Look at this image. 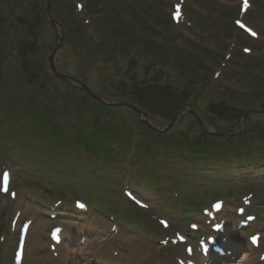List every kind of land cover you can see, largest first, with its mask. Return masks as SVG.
I'll list each match as a JSON object with an SVG mask.
<instances>
[{
  "label": "rangeland",
  "instance_id": "1",
  "mask_svg": "<svg viewBox=\"0 0 264 264\" xmlns=\"http://www.w3.org/2000/svg\"><path fill=\"white\" fill-rule=\"evenodd\" d=\"M61 1L55 0L52 11L65 31V44L56 60L60 71L82 80L97 95L105 96L108 93L109 100L136 104L151 117L157 129H164V132L152 131L162 139L160 141L158 138L156 142V135L149 139L157 149L151 151L153 159H146L150 164L157 165L154 175L160 176L161 184L156 187L152 181L156 183L157 180L152 174H146V171L145 174L141 173L140 164L133 162V153L123 146L115 149L116 146L110 141L116 137L110 136L106 126L102 129V124L105 125L102 119L96 123L88 122L93 132L106 136L101 141L92 133L90 135L88 129V138L84 140L81 138L82 130L71 128L60 117V112L75 115L78 104L73 106L74 100H78L80 106L90 100L81 90L55 78L52 73L49 59L58 39L47 18L46 0H12L7 6L10 13L0 4V72L5 60L11 61L7 75L3 71L0 73V180L3 171H10L13 192L7 195L0 193V264H16L14 258L19 226L31 219L34 222L22 264H87V258L81 253L99 248L100 244L107 247V232L115 224L120 226V236L131 240L127 245H132L126 248L130 264H156V260H163L165 255L163 249H158L161 245L154 244V238L161 239L171 232L162 227L161 219L170 221L172 232L183 231L189 219L191 222L198 221L200 216L205 217L202 209L209 207V201L217 195L235 197L239 204L241 196L249 194L250 205H257L251 211L257 215V228L263 230L261 242L264 247V159L259 160L258 153L254 151L239 160L230 153L231 150L223 159L212 156L210 164L214 166L210 167L216 169V177L220 181L225 179L221 181L225 189L221 190L223 194L219 193L216 191L219 185H216L212 189L214 196L209 197L199 166H190L193 157L186 147L191 149L193 146L197 151L199 143L207 145L220 139L244 138L247 119L249 125L257 126L260 133L264 132V0H251L257 6V11L240 16L257 33L256 37L248 36L247 30L244 32L238 26L232 27L235 12L232 13L231 9L240 15L243 0H193L192 5L202 10L203 6L208 8L210 15L202 16L203 19L195 18L193 14L196 10L192 5L188 6V0H183L184 15L179 24L173 22L169 27L172 30L169 38L165 32L166 19H172L175 10L171 0H136L144 2L146 8L131 5L134 0L127 1L126 7H130L135 15L132 18L124 16L129 26L140 24L139 15L148 11L152 14L150 21H142L145 26L141 27L140 34L161 39L166 47L169 46L173 56L186 48V53L181 54L184 55L181 59L185 64L177 69L173 86L167 84L165 64L159 61L163 50L160 52L157 46H148L147 41L137 43L126 27L116 26L107 17L111 0H87L91 13L88 14L91 37L86 45L78 42L76 29L72 28L68 17L69 7L65 5L68 13L65 12L60 7ZM154 5L157 8H153ZM77 14L81 15L82 12ZM111 36L114 41L104 47ZM85 46L91 52H87ZM241 46L251 48L252 53L238 58ZM191 60L199 69L184 68L185 65L190 66L187 64ZM211 75L216 81L209 97L202 95L200 83L211 81ZM128 90H136L137 95L144 92L145 95L143 98L125 95ZM224 100L233 106L229 107ZM71 103L72 106L69 105ZM183 109H186V114L178 117ZM193 110L202 121V129L193 116ZM112 111L110 108L104 110L108 117L113 116ZM116 115L128 121L133 117L140 119L126 109L116 110ZM64 129L67 135L71 132L82 135L79 138L88 143L81 145L80 141L68 139ZM121 131L124 135L125 130ZM164 138H167L166 143L171 148L164 143ZM242 142L245 149L258 148L256 144L259 141L252 145L248 144L250 141L247 139ZM137 145L141 146V143L137 142ZM109 146L114 148L116 166H108L106 170L102 163H94L96 172H93L92 161L85 154L78 153L80 150L93 153L101 162L104 156L111 154ZM98 148L99 153L96 152ZM129 167L130 175L124 176ZM139 168L141 171L138 174ZM108 174L116 184L109 182ZM73 176L76 182L72 180ZM67 184L80 196L92 190L98 192V197L90 196L92 209L89 213H80L67 206L65 212L56 211L58 217L53 219L51 216L55 214L48 208V202L63 194L60 190L67 188ZM42 186L50 191L56 190L52 193L53 199L47 201V198H43L47 194L41 192ZM127 189L147 202L149 208L135 205L131 209L125 194ZM190 197L193 198L194 208L187 211L184 206L190 204L187 201ZM236 201L231 199L220 213V216L228 217L234 226L238 217ZM107 207L114 211V208L121 207L118 213H131L133 217L122 216L125 218L123 220L115 211L118 220L109 221L106 216L108 211L104 213ZM67 212L73 214L72 219H68ZM84 220L90 222L85 223ZM15 221L16 224H13ZM136 221L140 223L133 231L122 225L134 226ZM57 222L64 223L68 230L73 227L76 235L87 233V241L79 254L69 258L62 255L52 258L48 254L45 234ZM151 230L154 233H150ZM242 231L232 230L229 234L237 241L241 239ZM242 244L248 247L245 241ZM249 255L251 257L245 264H259L257 250L250 249ZM138 258L144 263L139 262ZM243 259L241 256L233 262L242 264Z\"/></svg>",
  "mask_w": 264,
  "mask_h": 264
},
{
  "label": "water",
  "instance_id": "2",
  "mask_svg": "<svg viewBox=\"0 0 264 264\" xmlns=\"http://www.w3.org/2000/svg\"><path fill=\"white\" fill-rule=\"evenodd\" d=\"M47 1H48V17H49V20L51 21L53 26L56 28L58 33L63 34L62 26L55 20V18L52 15V12H51V6H52L51 0H47ZM59 38H60L61 42L59 43V45H58V47H57V49L55 51V54L50 58V61H51V64H52V69H53L54 73L56 74V76L59 77L60 79L72 80L73 81V80H75L74 78H71L69 76L61 74L58 71L56 63H55V57L58 55L59 51L61 50V48L63 46V37L61 35H59ZM80 86L82 88H84L85 90L89 91L88 87L86 85L80 84ZM113 105L114 106H119V107H128V108L134 110L135 112H137L138 114H141V111L138 108H136L134 105H128V104L127 105L126 104H113Z\"/></svg>",
  "mask_w": 264,
  "mask_h": 264
},
{
  "label": "trees",
  "instance_id": "3",
  "mask_svg": "<svg viewBox=\"0 0 264 264\" xmlns=\"http://www.w3.org/2000/svg\"><path fill=\"white\" fill-rule=\"evenodd\" d=\"M54 3H55V0H54ZM60 7H62V9H64L65 10V0H62L61 2H60ZM69 20L71 21L72 20V17H71V15H70V13H69ZM72 24H73V22H72ZM71 24V25H72ZM114 24H116V26H118V27H126L121 21H120V19L118 18V19H115L114 20ZM119 24V25H118ZM75 27V29H76V33H77V36H78V41L79 40H81V41H83V39H84V34H83V31L81 30V28H80V26L79 25H76V26H74ZM127 30V29H126ZM112 38H113V36H111ZM135 40V39H134ZM136 41V40H135ZM150 44H152V43H150ZM97 54H99V52H97ZM94 55H96V52H94ZM15 74H16V72H15ZM83 126V125H82ZM118 127H121V125H115V126H113L112 128H110V133L109 134H111L110 136H114V137H118L117 139H116V141H115V143H117L118 142V140L120 139V141H122L121 140V138H125V142L127 143V144H129V143H132V140H133V138H134V130H130L129 128H126V127H124V129L126 130V132H125V134L124 135H121L120 136V133H119V129H116V128H118ZM254 129H255V127H254ZM115 132V133H114ZM250 134V133H249ZM142 137L144 138H146V135L143 133V135H142ZM140 141V140H139ZM223 142V141H222ZM232 142V141H231ZM234 142V141H233ZM110 143H112L111 141H110ZM110 147V146H109ZM207 154V153H206ZM203 159H206V160H208L209 159V157L208 158H203Z\"/></svg>",
  "mask_w": 264,
  "mask_h": 264
},
{
  "label": "bare ground",
  "instance_id": "4",
  "mask_svg": "<svg viewBox=\"0 0 264 264\" xmlns=\"http://www.w3.org/2000/svg\"><path fill=\"white\" fill-rule=\"evenodd\" d=\"M44 228V227H43ZM229 229H231V228H229ZM231 244L232 245H234V247H236V245H239V246H241V247H244V244H242V242H240L239 240H235V239H233V242H231ZM244 250H247V248L245 247L244 249H243V251ZM244 255L245 256H247V252H244ZM230 264H236L235 262H231Z\"/></svg>",
  "mask_w": 264,
  "mask_h": 264
},
{
  "label": "snow or ice",
  "instance_id": "5",
  "mask_svg": "<svg viewBox=\"0 0 264 264\" xmlns=\"http://www.w3.org/2000/svg\"><path fill=\"white\" fill-rule=\"evenodd\" d=\"M5 176H7V173H5Z\"/></svg>",
  "mask_w": 264,
  "mask_h": 264
}]
</instances>
